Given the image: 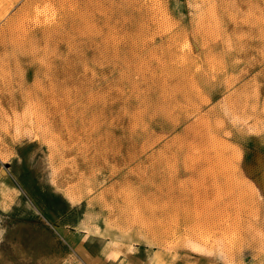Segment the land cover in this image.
<instances>
[{
  "label": "rangeland",
  "instance_id": "374dc122",
  "mask_svg": "<svg viewBox=\"0 0 264 264\" xmlns=\"http://www.w3.org/2000/svg\"><path fill=\"white\" fill-rule=\"evenodd\" d=\"M11 1L0 264H264V0Z\"/></svg>",
  "mask_w": 264,
  "mask_h": 264
},
{
  "label": "crops",
  "instance_id": "0c3cea01",
  "mask_svg": "<svg viewBox=\"0 0 264 264\" xmlns=\"http://www.w3.org/2000/svg\"><path fill=\"white\" fill-rule=\"evenodd\" d=\"M11 4H12L11 0H0V18L4 17L6 11L11 9V6H12ZM203 248L196 250V249H192L190 245L182 246L180 247V250H179V253L176 259L174 260L171 259L168 262L164 261L163 264H218L220 263L219 261H216L215 258L211 254H209L207 251H205ZM152 261H149V264H153Z\"/></svg>",
  "mask_w": 264,
  "mask_h": 264
},
{
  "label": "bare ground",
  "instance_id": "6f19581e",
  "mask_svg": "<svg viewBox=\"0 0 264 264\" xmlns=\"http://www.w3.org/2000/svg\"><path fill=\"white\" fill-rule=\"evenodd\" d=\"M190 247L192 248V249H202L203 247H202V245L201 244H199L198 242H196V241H190Z\"/></svg>",
  "mask_w": 264,
  "mask_h": 264
}]
</instances>
